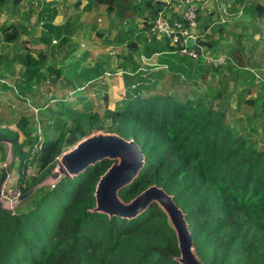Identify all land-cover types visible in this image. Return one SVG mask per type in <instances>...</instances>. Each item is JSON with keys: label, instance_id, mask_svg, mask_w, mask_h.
<instances>
[{"label": "trees", "instance_id": "1", "mask_svg": "<svg viewBox=\"0 0 264 264\" xmlns=\"http://www.w3.org/2000/svg\"><path fill=\"white\" fill-rule=\"evenodd\" d=\"M20 2L0 0V9L9 3L15 8ZM68 4V0L44 2L37 22L44 52L35 57L22 51L14 59L0 60V95L11 92L16 101L29 103L39 113L34 129L24 115L16 123V132L0 129V139L12 144L19 165L21 197L32 191L13 211L3 209L0 202V264H180L176 232L157 203L134 218L94 211L98 182L114 161L104 160L76 176L44 184L65 152L99 132L133 139L144 155L140 176L119 193L124 203L151 186L162 188L183 212L194 251L203 264H264V147L253 138L258 128L248 133L255 122H262L264 134L261 94L244 101L242 92L235 113L244 104L254 110L229 122L232 98L225 95L226 80L219 81L221 88L211 87L200 95L180 91L187 86L183 77L195 79L212 70L215 81L221 66L213 69L203 59L195 62L190 56L174 53L176 48L169 40L157 44L154 36H146L160 15L172 25L184 23L182 16L168 15L171 10L162 0H92L83 10L102 9L114 15L109 32L115 37L108 44L126 49L123 62L110 68L113 74L117 69L123 71L126 89L118 107L111 110L108 95L101 97L100 89L95 90L98 99L78 91L83 75L92 81L105 72L98 62L82 67L87 53L80 59L70 57L61 66L51 64L59 62L70 42L73 24L69 20L62 25L53 23L58 6ZM261 11L264 9L248 4L245 13L256 19ZM201 14L199 10L197 27L208 28L211 20ZM218 27L212 25L211 32L221 33L224 28ZM30 30L13 25L1 30V38L7 46L16 45ZM209 34L204 33L198 43L207 56L218 58L221 55ZM246 36L241 34L230 45L223 66L231 81L244 85L249 95L255 76L248 71V59L255 58L253 52L258 48L264 56V41L246 47L244 42L251 38ZM154 55H158V64L147 77L149 67L141 68V59ZM16 63L20 67L17 73ZM159 80L167 93L143 97L142 93L159 90ZM69 92L74 93L72 102L67 99ZM60 95L63 98L57 100ZM51 102H56L54 108ZM29 166L37 171L27 177Z\"/></svg>", "mask_w": 264, "mask_h": 264}, {"label": "rangeland", "instance_id": "2", "mask_svg": "<svg viewBox=\"0 0 264 264\" xmlns=\"http://www.w3.org/2000/svg\"><path fill=\"white\" fill-rule=\"evenodd\" d=\"M45 1L49 2L51 0H21L19 5H16L15 8L9 3L7 5H11L12 7L5 5L2 7L3 9H0L1 61L5 62L6 60L14 59L16 57V54H19L22 51H28L30 55H33L35 57L39 53L44 52L43 47L39 41L41 30L39 27L40 23L37 22H39V14ZM68 2V5L58 6V15L56 16V19L55 21H53V23L56 25H62L64 22L69 20L73 24L70 42L65 44L63 49L64 51L61 54L62 58L59 60V62H51V64L58 63V65L61 66L63 63H67L70 57L80 59L85 53H87L88 58L87 60L82 61V67H89L95 62H98L105 69V72L101 77L92 81L88 80L83 75L79 79L80 88L84 87L82 92L86 93L90 99H98V95L97 93H95V90L100 89L101 92L99 93V95L102 97L104 93H106L108 95L109 101L108 107L111 110H114L122 101L126 90L124 87L123 71L121 69H117V72L115 74L110 72V68H114L117 66V64L123 62L121 56L123 52L126 51L124 46L115 49L113 46L108 44V42H112L115 37V34H111L109 32L114 15H107L102 9H99L98 11L96 9H92L91 11L85 12L83 9L86 6L91 5L92 0H69ZM162 2L165 3V7L171 10L167 12L168 15L184 12L185 8L183 9L180 5V2H182V0H162ZM73 4H78V6L73 7ZM248 4H253L254 6H259L264 9V0H203V4L200 7V11L202 12L200 16L210 18L211 25L208 28H197L194 31L193 35L195 38L198 36L203 38L204 33H210L211 36L209 38L215 41V48L218 50V54L221 55V58L219 60H223V63L221 65H218L221 66V69L218 71V73L216 72L217 74H215V81H213L214 71L210 70L203 73L201 76L196 77L195 79H187L183 77L182 80L187 83V86L180 87L181 92L188 91V93L191 95H200L205 93L211 87L221 88L222 84H219V81L226 80L228 89L225 92V95L231 96L232 98L230 101V105L232 108L230 107V110L228 112L229 122H232V119L236 116L244 115L245 112H251L253 108L251 105L244 104L241 111L239 113H235L234 109L236 106V101L238 96L241 95L242 92L244 93V96H242V99L244 101L249 98H256V96H258L260 93H264V88L261 89L260 87V90L259 88H257L259 87V85H257V87L253 86L252 90L256 93L252 94V97L248 96L247 98H245L246 94L244 90L246 89H244V85H242L240 82H232L231 76H229L228 72L223 66L225 58H227V53L230 45L236 42L241 34H246L248 37H251L244 42L246 47L247 44L251 45L258 42L259 40L264 41V11H261V16L256 17V19H252L248 14L245 13L248 10ZM138 22L139 28H142V21L139 20ZM13 25L19 26L23 30L31 29V33L30 35H22L20 41L16 45L12 44L7 46L2 41L1 30ZM212 25H215V27L221 26L224 29L221 31V33L211 32L210 27ZM32 28H34V30ZM156 34L157 33L151 31L146 36H148V38H152L154 36V43L164 44L165 40L161 36H156ZM104 39H106L107 42H105ZM141 42L142 40H140L139 43L141 44ZM170 46L175 47L172 42H170ZM261 53V48H258L256 53L253 52L254 57L262 58V61H259L257 63L255 62L253 66L255 67V74L259 76V78H262V75L264 74V56H262ZM157 59L158 55H154L153 57H151V59L142 57V63H140V67L143 69L146 66L149 67L145 69L147 70V72H145L147 77L151 70L154 69V66L158 64ZM209 63L211 68L214 69L215 62L212 61V59H209ZM19 68V64L16 63L14 72L17 73ZM163 71L164 73H167L166 69H163ZM159 82L161 83L159 85V90L157 89V91H152L150 93H142V96L149 97L156 94L157 92L161 94L167 93L168 88L163 87V84L165 83H162V80H159ZM102 87H106V90L102 89ZM41 96L42 93L40 92L36 97L38 99L41 98ZM61 98L63 97H61L60 95L59 97H57V100H60ZM263 98L264 94H261V103L264 102ZM47 99H49V95L47 96ZM67 99L69 102H72L74 100V96L71 98L68 97ZM28 104L24 103L23 101H16L15 96L11 92L0 95V129H6L7 131L16 132L18 130L16 123L21 115H24L29 124V127L34 129L36 127V124L38 123L39 113L37 110H35V108L30 107L32 105L28 106ZM55 104L56 102H51L50 107L54 108ZM94 107L97 109L98 114L100 116H103L104 111L99 107L98 102L94 103ZM260 120L264 121V114H261ZM262 126V122H255V124L249 129L250 131H248V133H252L253 129L258 128L256 129V133L253 134V138L256 142H258L260 146L264 147V134ZM50 132L51 131H49V133ZM41 133V130H39V134ZM20 139H24L23 135ZM11 146V143L0 146V161L9 162L8 168H10L11 179L13 181H18L20 177V170L19 165L11 152ZM27 149L28 148H26L25 150ZM35 149H38V147H36ZM36 171L37 170L35 169V167L33 168L31 166V172L34 174ZM50 183L51 180L47 178L44 184L51 185L53 182L51 184Z\"/></svg>", "mask_w": 264, "mask_h": 264}, {"label": "water", "instance_id": "3", "mask_svg": "<svg viewBox=\"0 0 264 264\" xmlns=\"http://www.w3.org/2000/svg\"><path fill=\"white\" fill-rule=\"evenodd\" d=\"M99 133L83 139L73 149L61 156L58 160L59 165L49 175L51 183L65 176H76L98 162L114 161L115 163L98 182L94 211L106 213L109 216L134 218L151 203H157L168 215L176 232L181 254L178 262L180 264H203L194 251L192 235L183 212L174 203L173 197L169 196L162 188L151 186L127 204L119 198V193L130 186L143 171L144 155L133 139L126 140L117 134ZM2 143L8 142L0 139V144ZM9 174L10 168H7L0 176V202L2 190ZM31 193L32 191L20 197L18 203Z\"/></svg>", "mask_w": 264, "mask_h": 264}, {"label": "built area", "instance_id": "4", "mask_svg": "<svg viewBox=\"0 0 264 264\" xmlns=\"http://www.w3.org/2000/svg\"><path fill=\"white\" fill-rule=\"evenodd\" d=\"M203 4V0H182L180 2L181 7L184 9V12H179L178 14L182 16L184 23L174 22L172 25L168 20L164 19L163 14L155 21L152 31L157 33L156 36H161L164 40H169L175 46L174 53H178L182 56H190L194 61L203 59L209 63V59L215 62V67H220L223 63L221 58H212L207 56L204 53L202 46L198 43L199 38L194 37L193 33L198 28L197 20L200 7ZM199 29V28H198ZM190 43V44H189ZM219 60V61H218ZM227 58H225L226 62ZM210 64V63H209ZM84 87H78V91H81ZM74 96L73 92L68 93V97L71 98ZM8 168V163L6 161H0V176L3 170ZM33 176L31 172V166L27 170V177ZM19 181V180H18ZM18 181H13L9 174L6 183L2 190L1 196V205L5 210L13 211L18 203L19 198L21 197V188L18 185Z\"/></svg>", "mask_w": 264, "mask_h": 264}, {"label": "crops", "instance_id": "5", "mask_svg": "<svg viewBox=\"0 0 264 264\" xmlns=\"http://www.w3.org/2000/svg\"><path fill=\"white\" fill-rule=\"evenodd\" d=\"M52 1V0H51ZM69 1V0H68ZM252 3V2H251ZM59 9V8H58ZM58 9H57V11H58ZM245 56H247V58L249 57V55H247V53L245 54ZM259 61H262V58H253V59H248V71H250L252 74H253V76H255V80L252 82V84L254 85V86H256L257 87V85H259V87H257V88H259L260 89V87H261V89L262 88H264V74L262 75V78H259V76H257L256 74H255V72H254V70H255V67H251V64H253V66H254V63L256 62H259ZM247 84H250V80L249 81H247ZM256 88V89H257ZM255 89V90H256ZM260 89V90H261ZM254 93H256V92H254L253 91V93L252 94H254ZM252 94H249V95H247L245 98H247L248 96H250V97H252ZM260 94H264V93H260ZM257 97V96H256ZM250 99H254V98H249V99H247V100H250ZM264 99V98H263ZM50 136H52V134H49ZM8 164H9V162H7Z\"/></svg>", "mask_w": 264, "mask_h": 264}]
</instances>
